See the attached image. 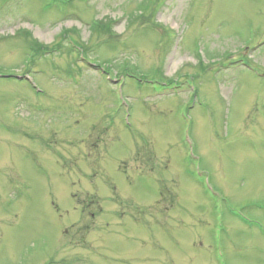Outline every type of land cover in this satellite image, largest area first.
I'll return each mask as SVG.
<instances>
[{
  "label": "rangeland",
  "instance_id": "1",
  "mask_svg": "<svg viewBox=\"0 0 264 264\" xmlns=\"http://www.w3.org/2000/svg\"><path fill=\"white\" fill-rule=\"evenodd\" d=\"M0 264H264V0H0Z\"/></svg>",
  "mask_w": 264,
  "mask_h": 264
},
{
  "label": "trees",
  "instance_id": "2",
  "mask_svg": "<svg viewBox=\"0 0 264 264\" xmlns=\"http://www.w3.org/2000/svg\"><path fill=\"white\" fill-rule=\"evenodd\" d=\"M52 3L56 2V0H50ZM144 5V4H143ZM140 6L139 10H138V16H142L143 13L146 11V6H144L143 10L141 9L142 6ZM92 31H95L97 33L103 34L105 32V34L108 35H112L113 29L110 23H108L106 20H94V24L90 27ZM66 32V31H65ZM30 35V33H28ZM67 34L64 33L63 38L66 37ZM112 39V37H111ZM74 44H77L75 41H73Z\"/></svg>",
  "mask_w": 264,
  "mask_h": 264
}]
</instances>
